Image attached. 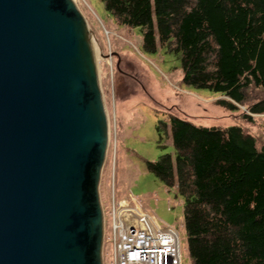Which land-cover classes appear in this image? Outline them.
I'll use <instances>...</instances> for the list:
<instances>
[{"label": "water", "instance_id": "1", "mask_svg": "<svg viewBox=\"0 0 264 264\" xmlns=\"http://www.w3.org/2000/svg\"><path fill=\"white\" fill-rule=\"evenodd\" d=\"M109 118L75 0H0V264H104Z\"/></svg>", "mask_w": 264, "mask_h": 264}, {"label": "trees", "instance_id": "2", "mask_svg": "<svg viewBox=\"0 0 264 264\" xmlns=\"http://www.w3.org/2000/svg\"><path fill=\"white\" fill-rule=\"evenodd\" d=\"M139 26L143 47L175 53L183 82L264 111V0H103ZM256 91V95L253 94ZM174 152L148 168L183 197L193 264H264V139L239 124L172 116Z\"/></svg>", "mask_w": 264, "mask_h": 264}, {"label": "rangeland", "instance_id": "3", "mask_svg": "<svg viewBox=\"0 0 264 264\" xmlns=\"http://www.w3.org/2000/svg\"><path fill=\"white\" fill-rule=\"evenodd\" d=\"M92 31L97 46L101 87L109 117L110 138L102 170L103 204L111 202L114 182L118 197L132 193L154 213L161 225L180 233L182 264H193L184 224L183 197L168 187L147 166L165 152H174L172 116L198 125L239 124L259 142L264 139V111L250 110L249 102L238 107L223 104L228 98L209 88L183 82L179 57L159 47L147 51L139 26L118 21L103 0H75ZM256 91L253 94L256 95ZM110 243L104 245L108 264Z\"/></svg>", "mask_w": 264, "mask_h": 264}, {"label": "built area", "instance_id": "4", "mask_svg": "<svg viewBox=\"0 0 264 264\" xmlns=\"http://www.w3.org/2000/svg\"><path fill=\"white\" fill-rule=\"evenodd\" d=\"M141 201L132 193L118 197L114 182L111 202L105 206L102 200L104 245H111L108 264H182L178 229L159 224Z\"/></svg>", "mask_w": 264, "mask_h": 264}, {"label": "bare ground", "instance_id": "5", "mask_svg": "<svg viewBox=\"0 0 264 264\" xmlns=\"http://www.w3.org/2000/svg\"><path fill=\"white\" fill-rule=\"evenodd\" d=\"M93 44H94V48H95V53H96V57H97V52H98V49H97V46H95V39L93 37ZM98 62V61H97ZM99 64V63H98ZM109 118V117H108Z\"/></svg>", "mask_w": 264, "mask_h": 264}]
</instances>
